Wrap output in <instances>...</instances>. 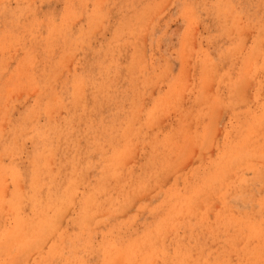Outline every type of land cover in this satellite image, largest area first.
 I'll use <instances>...</instances> for the list:
<instances>
[{"label": "rangeland", "instance_id": "obj_1", "mask_svg": "<svg viewBox=\"0 0 264 264\" xmlns=\"http://www.w3.org/2000/svg\"><path fill=\"white\" fill-rule=\"evenodd\" d=\"M0 106V264H264V0H0Z\"/></svg>", "mask_w": 264, "mask_h": 264}, {"label": "bare ground", "instance_id": "obj_2", "mask_svg": "<svg viewBox=\"0 0 264 264\" xmlns=\"http://www.w3.org/2000/svg\"><path fill=\"white\" fill-rule=\"evenodd\" d=\"M262 14H263V13H262ZM261 17H262V16H261ZM68 80H69V79H68ZM29 84H30V83H29ZM31 87H32V86H31ZM29 88H30V86H29ZM38 90H39V89H38ZM38 90H37V91H38ZM41 90H42V89H41ZM79 91H80V90H79ZM77 92H78V91H77ZM77 92H76V93H77ZM40 93H41V92H40ZM40 93H39V94H40ZM46 93H47V92H46ZM46 93H45V94H46ZM78 93H79V92H78ZM80 93H81V92H80ZM41 94H42V93H41ZM41 94H40V95H41ZM17 95H18V93H17ZM34 96H35V95H34ZM43 96H44V95H43ZM15 98H16V97H15ZM25 98H26V97H25ZM74 98H77V97H74ZM84 98H85V97H84ZM35 99H36V97H35ZM38 99H39V96H38ZM38 99H37V100H38ZM40 100H41V98H40ZM51 100H52V99H51ZM58 100H59V99H58ZM11 101H12V99H11ZM80 101H81V100H80ZM13 102H14V101H13ZM53 102H54V101H52V103H53ZM56 102H57V101H56ZM34 103H35V102H34ZM37 103H38V102H37ZM59 103H62V102L59 101ZM59 103H58V104H59ZM30 104H31V103H30ZM9 105H10V104H9ZM36 105H37V104H36ZM36 105H35V106H36ZM38 105H39V104H38ZM49 106H51V105H49ZM0 107H1V106H0ZM58 107H59V105H58ZM2 108H3V107H2ZM9 108H10V107H9ZM13 108H14V107H13ZM25 108H26V107H25ZM47 108H48V107H47ZM53 108L58 109L57 106H56V107L54 106ZM0 110H1V109H0ZM6 110H7V109H6ZM11 110H12V109H11ZM50 110H52V109L50 108ZM50 110H49V111H50ZM4 111H5V108H4ZM7 111H8V110H7ZM44 111H45V110H44ZM46 111H48V109H46ZM5 112H6V111H5ZM38 112H39V111H38ZM46 113H47V112H46ZM52 113H53V112H52ZM4 114H6V113H4ZM10 114H11V113H9V115H10ZM48 114H49V113H48ZM48 114H47V115H48ZM0 115H1V114H0ZM37 115H38V114H37ZM10 116H11V115H10ZM30 116H31V115H30ZM6 117H7V116H6ZM35 117H36V116H35ZM47 117H48V116H47ZM21 118H22V117H21ZM33 118H34V117H33ZM48 118H51V113H50V117H48ZM3 119H4V117H3ZM25 119H26V118H25ZM4 120H5V119H4ZM46 120H47V119H46ZM7 121H8V120H7ZM9 121H10V120H9ZM11 121H12V120H11ZM66 121H67V120H66ZM22 122H23V120H22ZM25 122H26V121H25ZM12 123H13V122H12ZM29 123H30V122H29ZM34 123H35V122H34ZM4 124H5V123H4ZM13 124H14V123H13ZM37 124H38V123H37ZM7 125H8V122H7ZM25 125H26V124H25ZM25 125H24V126H25ZM55 125H56V124H55ZM0 126H1V125H0ZM14 126H15V125H14ZM26 126H27V125H26ZM51 126H52V125H51ZM51 126H50V128H51ZM57 126H58V125H57ZM97 126H98V125H97ZM102 126H103V125H102ZM3 127H4V126H3ZM20 127H21V126H20ZM33 127H34V126H33ZM11 128H12V127H11ZM38 128H39V127H38ZM55 128H58V127H55ZM1 129H2V128H1ZM23 130H24V128H23ZM49 130H50V129H49ZM2 131H3V130H2ZM20 131H21V130H20ZM25 131H27V130H25ZM36 131H39V130H36ZM55 131H56V130H55ZM57 131H58V130H57ZM10 132H11V131H10ZM33 132H35V131H33ZM58 132H59V131H58ZM14 133H15V132H14ZM19 133H20V132H19ZM22 133H23V132H22ZM54 133H55V132H54ZM45 134H46V133H45ZM47 134H48V132H47ZM52 134H53V133H52ZM0 135H1V134H0ZM18 135H19V134H18ZM38 135H39V134H38ZM53 135H54V134H53ZM7 136H8V135H7ZM55 136H56V135H55ZM14 137H15V136L10 137V138H14ZM22 137H23V136H22ZM28 137H29V136H28ZM28 137H27V138H28ZM57 137H58V136H57ZM57 137H56V138H57ZM23 138H24V137H23ZM45 138L47 139V136H46ZM52 138H53V136H52ZM56 138H55V139H56ZM34 139H35V138H34ZM16 140H17V139H16ZM47 140H48L49 142L52 141L51 139H47ZM12 141H14V144H13V145H16V144H17V142L15 143V139L12 140ZM21 141H22V140H21ZM23 141H24V140H23ZM33 141H34V140H33ZM53 141H54V140H53ZM4 142H5V141H4ZM46 142H47V141H46ZM44 143H45V142H44ZM52 143H53V142H51V145L53 146ZM38 144H39V143H38ZM47 144H48V143H47ZM43 145H44V144H43ZM48 145H49V144H48ZM56 145H58V144L56 143ZM17 146H18V145H17ZM21 146H22V145H21ZM45 146H46V144H45ZM49 146H50V145H49ZM42 147H43V146H42ZM54 147H55V146H54ZM54 147L51 148V146H50L49 149H48V151L51 152V151H50V148H51V150H53V149L56 150V148H57L58 146L55 147V148H54ZM3 148H4V147H3ZM18 148H19V147H18ZM20 148H21V147H20ZM47 148H48V147H47ZM5 149H6V147H5ZM40 149H41V148H40ZM40 149H39V150H40ZM14 150H15V149H14ZM18 150H19V149H18ZM42 150H43V149H42ZM70 150H71V149H70ZM58 151H59V150H58ZM58 151H57V152H58ZM66 151H67V150H66ZM46 152H47V151H46ZM49 152H47V153H49ZM11 153H12V151H11ZM38 153H41V151L38 152ZM42 153H43V152H42ZM42 153H41V154H42ZM54 153H55V151H54ZM54 153L52 152V156H53ZM64 153H65V152H64ZM34 154H35V153H34ZM2 155H3V154H2ZM38 155H39V154H38ZM225 155L227 156V154H225ZM230 155H231V154H229L228 157H229V158H232V157H230ZM7 156H8V154H7ZM13 156H14V154H13ZM44 156H45V155H44ZM52 156H51V159H52ZM0 157H1V156H0ZM4 157H5V156H4ZM30 157H31V156H30ZM32 157H33V156H32ZM35 157H36V156H35ZM63 157H64V156H63ZM78 157H79V156H78ZM38 158H39V157H37V160H38ZM49 158H50V156H49ZM9 159H10V158H9ZM30 159L33 160L32 158H30ZM43 159H44V158H43ZM66 159H67V158H66ZM103 159H104V158H103ZM111 159H112V158H111ZM0 160H2V159H0ZM26 160H28V159H26ZM227 160H228V159H227ZM28 161H29V160H28ZM28 161H27V162H28ZM35 161H36V160H35ZM46 161H47V160H46ZM48 161H49V160H48ZM50 161H52V160H50ZM53 161H54V160H53ZM53 161H52V162H53ZM62 161H63V160H62ZM66 161H67V160H66ZM77 161H78V159H77ZM228 161H230V160H228ZM0 162H1V161H0ZM15 162H16V161H15ZM63 162H64V161H63ZM79 162H80V161H79ZM98 162H99V161H98ZM8 163H9V161H8ZM60 163H61V161L59 162V164H60ZM2 164H4V163H2ZM32 164H33V163H32ZM37 164H38V163H37ZM46 164H47V163H46ZM49 164H50V163H49ZM49 164H48V165H49ZM14 165H15V164H14ZM28 165H29V164H28ZM44 165H45V164H44ZM74 165L76 166V164H74ZM6 166H7V165H6ZM32 166H34V165H32ZM45 166H46V165H45ZM61 166H62V165H61ZM61 166H60V167H61ZM80 166H81V165H80ZM105 166H107V165H105ZM35 167H36V166H35ZM55 167H56V165H55ZM64 167H65V166H64ZM83 167H84V166H83ZM7 168H9V167H7ZM7 168H6V169H7ZM30 168H31V167H30ZM32 168H33V167H32ZM46 168H47V166H46ZM80 168H81V167H80ZM108 168H109V166H108ZM38 169H40V168H37V171H39ZM41 169H43V168H41ZM48 169H49V167H48ZM58 169H60V168H58ZM64 169H65V168H64ZM216 169H217V167H216ZM34 170H35V169H34ZM51 170H52V167H51ZM69 170H70V169H69ZM225 170H226V168H225ZM1 171H2V170H1ZM40 171H41V170H40ZM40 171H39V172H40ZM82 171H83V170H82ZM216 171H217V170H216ZM5 172H6V171H5ZM35 172H36V170H35ZM45 172H46V171H45ZM50 172H51V171H50ZM68 172H69V171H68ZM73 172H74V171H73ZM73 172H71V175H72ZM225 172H226V171H224V173H225ZM0 173H1V172H0ZM2 173H3V172H2ZM9 173H12V172L9 171ZM54 173H55V172H54ZM60 173H61V172H60ZM84 173H85V171H84ZM216 173H217V172H216ZM35 174H36V173H35ZM56 174H57V173H56ZM56 174H55V175H56ZM9 175H10V174H9ZM36 175H37V174H36ZM63 175H64V174H63ZM74 175H75V174H74ZM83 175H84V174H83ZM6 176H7V174H6ZM15 176H16V175H15ZM21 176H22V175H21ZM49 176H50V175H49ZM8 177H9V176H8ZM29 177H30V176H29ZM40 177H41V176H40ZM50 177H51V176H50ZM59 177H60V176H59ZM72 177H73V176H72ZM225 177H226V175H225ZM4 178H5V177H4ZM60 178H62V177H60ZM73 178H74V177H73ZM83 178H84V177H83ZM211 178H213V176H212ZM9 179H10V177H9ZM15 179H16V177H15ZM15 179H13V180H15ZM19 179H20V178H19ZM29 179H30V178H29ZM32 179H33V177H32ZM55 179H56V178H55ZM64 179H65V176H64ZM76 179H77V178H76ZM76 179H75V181L77 182ZM79 179H80V177H79ZM79 179H78V180H79ZM96 179H97V178H96ZM114 179H115V178H114ZM119 179H120V177H119ZM119 179H118V180H119ZM34 180H35V179H34ZM42 180H43V179H42ZM80 180H81V179H80ZM86 180H87V179H86ZM210 180H211V179H210ZM212 180H214V178H213ZM212 180H211V181H212ZM36 181H37V180H36ZM36 181H35V182H36ZM38 181H39V180H38ZM49 181H50V180H49ZM59 181H60V179H59ZM66 181H67V180H66ZM68 181H70V179H69ZM82 181H83V180H82ZM3 182H4V181H3ZM14 182H15V181H14ZM20 182H21V180H20ZM43 182L45 183V181H43ZM52 182H53V181H52ZM78 182H79V181H78ZM103 182H106V181L103 180ZM18 183H19V181H18ZM21 183H22V182H21ZM55 183H56V182H55ZM55 183H54V184H55ZM65 183H66V182H65ZM71 183H72V182H71ZM71 183H70V184H71ZM82 183H83V182H82ZM101 183H102V182H101ZM101 183H100V184H101ZM16 184H17V183H16ZM57 184L59 185V183H57ZM96 184H97V183H96ZM96 184H95V185H96ZM100 184H99V185H100ZM104 184H105V183H104ZM109 184H110V183H109ZM44 185H45V184H44ZM63 185H64V184H63ZM68 185H69V184H68ZM75 185H77V183H76ZM102 185H103V184H102ZM117 185H118V183H117ZM4 186H5V185H4ZM21 186H22V185H21ZM28 186H29V184H28ZM36 186H37V184H36ZM38 186H39V184H38ZM45 186H46V185H45ZM85 186H86V185H85ZM123 186H124V185H123ZM16 187H17V186H16ZM16 187H15V188H16ZM34 187H35V186H34ZM66 187H67V185H66ZM103 187H104V186H103ZM108 187H110V186H108ZM111 187H112V186H111ZM116 187H117V186H116ZM15 188H14V189H15ZM23 188H24V187H23ZM25 188H26V187H25ZM86 188H87V187H86ZM105 188H106V187H105ZM113 188H115V187H113ZM19 189H20V188H18L17 190H19ZM29 189H31V186H30ZM29 189H28V191H29ZM71 189H72V188H71ZM71 189H70V190H71ZM108 189H109V188H108ZM32 190H33V189H32ZM37 190H38V189H37ZM37 190H36V191H37ZM66 190H67V189H66ZM72 190H73V189H72ZM98 190H101V189H98ZM19 191H20V190H19ZM40 191H41V190H40ZM104 191H105V190H104ZM14 192H15V191H14ZM38 192H39V191H37V193H38ZM62 192H63V191H62ZM64 192H65V190H64ZM66 192H67V191H66ZM66 192H65V194H66ZM100 192H101V191H100ZM15 193H16V192H15ZM23 193H26V192H23ZM101 193H102V192H101ZM103 193H104V192H103ZM5 194H6V193H5ZM39 194H41V193H39ZM57 194H58V193H57ZM59 194H60V193H59ZM71 194L73 195V193H71ZM84 194H86V193L84 192ZM96 194H97V192H96ZM96 194H95V195H96ZM13 195H14V194H13ZM16 195H17V194H16ZM16 195H15V197H16ZM72 195H71V196H72ZM90 195H91V194H90ZM90 195H89V196H90ZM95 195L92 194L91 196H94V197H95ZM97 195H98V194H97ZM105 195H106V194H105ZM9 196H10V195H9ZM18 196H20V194H19ZM34 196H35V194H34ZM46 196H47V195H46ZM63 196H64V195H63ZM80 196H81V195H80ZM84 196H85V195H84ZM91 196H90V197H91ZM6 197H7V196H6ZM22 197H24V195H23ZM22 197H21V198H22ZM29 197H30V196H29ZM43 197H44V196H43ZM67 197H68V193H67ZM106 197H107V196H106ZM17 198H18V197H17ZM24 198H25V197H24ZM27 198H28V197H27ZM40 198H41V197H40ZM59 198H60V197H59ZM72 198H73V196H72ZM87 198H88V200H89V197H87ZM95 198H97V197H95ZM37 199H38V198H37ZM37 199H36V200H37ZM85 199H86V198H85ZM93 199H94V198H93ZM93 199H92V200H93ZM11 200H12V198H11ZM14 200H15V199H14ZM18 200H20V198H19ZM44 200H45V199H44ZM61 200H63V199H61ZM65 200H66V199H65ZM69 200H70V199H69ZM4 201H5V200H4ZM75 201H76V200H75ZM86 201H87V200H86ZM86 201H85V202H86ZM93 201H94V200H93ZM99 201H100V200H99ZM5 202H6V201H5ZM5 202H3V203H5ZM35 202H37V201H35ZM57 202H58V201H57ZM61 202H62V201H61ZM90 202H91V200H90ZM90 202L87 201V204L90 203ZM21 203H22V202H21ZM21 203H20V204H21ZM44 203H45V202H44ZM73 203H74V202H73ZM7 204H8V203H7ZM10 204H11V203L8 204V207H9ZM40 204H41V203H40ZM60 204H61V203H60ZM87 204H86V205H87ZM13 205H14V204H13ZM15 205H17V204H15ZM30 205H31V204H30ZM3 206L5 207V205H3ZM22 206H24V205H22ZM41 206H42V205H41ZM61 206H62V205H61ZM76 206H77V205H76ZM88 206H89V205H88ZM4 207H3V208H4ZM12 207H13V206H12ZM15 207H16V206H15ZM1 208H2V207H1ZM76 208H77V207H76ZM43 209H44V207H43ZM57 209H58V208H57ZM1 210H2V209H1ZM39 210H40V209H39ZM173 210H175V209H173ZM41 211H43V210L41 209ZM3 212H4V211H3ZM6 212H7V211H6ZM10 212H11V211H10ZM21 212H22V210H21ZM61 212H62V210H61ZM87 212H88V211H87ZM177 212H179V211H177ZM17 213H18V212H17ZM38 213H39V212H38ZM40 213H41V212H40ZM77 213H78V212H77ZM14 214H15V213H14ZM49 214H51V213H49ZM20 215H21V214H20ZM26 215H27V214H26ZM29 215H31V214H29ZM87 215H88V214H87ZM54 216H55V215H54ZM11 217H12V216H11ZM174 217H175V216H174ZM24 218H25V217H24ZM69 218H70V217H69ZM87 218H88V216H87ZM87 218H86V219H87ZM83 219H84V218H83ZM33 220H34V219H33ZM57 221H58V220H57ZM69 221H70V220H69ZM12 222H13V221H12ZM230 222H231V221H230ZM48 223H49V222H48ZM61 223H62V221H61ZM236 223H237V222H236ZM236 223H235V224H236ZM231 224H232V222H231ZM233 224H234V223H233ZM235 224H234V225H235ZM22 225H23V224H22ZM46 225H47V224H46ZM46 225H45V226H46ZM31 226H32V224H31ZM53 226H54V225H53ZM53 226H49V227H46V228H48V231H49L50 228L53 227ZM43 227H44V226H43ZM54 227H56V225H55ZM242 227H243V226H242ZM46 228H45V229H46ZM225 228H227V225H226V227H224V230H225ZM258 228H259V227H258ZM1 229H3V228H1ZM39 229H40V228H39ZM52 229H54V228H52ZM227 229H228V228H227ZM243 229H244V227H243ZM246 229H248V228H246ZM239 230H240V229H239ZM241 230H242V229H241ZM241 230H240V232H241ZM248 230H250V231H249V233L246 231V232H247L246 235L250 234V232L253 230V228H250V229H248ZM254 230L256 231V229H254ZM254 230H253V235H254V234H259V233H257V232L254 233ZM258 230H259V229H258ZM43 231H44V229H43ZM55 231H56V228H55ZM55 231H54V232H55ZM213 231H214V230H213ZM23 232H24V231H23ZM244 232H245V230H244ZM42 233H43V232H42ZM237 233H238V236L241 237L242 234H241V233L239 234V232H237ZM52 234H54V233H52ZM226 234H227V233H226ZM228 234H229V232H228ZM244 234H245V233H244ZM244 234H243V236H244ZM40 235H41V234H40ZM250 235H251V234H250ZM254 236H256V235H254ZM44 238H45V237H44ZM223 238L225 239V235H224ZM223 238H222V240H223ZM245 238H246V236H245ZM16 239H17V238H16ZM241 239H242V238H241ZM113 240H114V239H113ZM219 240H220V239H219ZM124 241H125V240H124ZM11 242H12V241H11ZM11 242H10V243H11ZM42 242H43V241H42V239H41V242H40V243H42ZM40 243H39V244H40ZM87 243H88V242H87ZM120 243H121V242H120ZM243 243H245V241H244ZM45 244H46V243H45ZM225 244H227V242H226ZM128 245H129V244H128ZM111 246H112V245H111ZM131 246H132V245H131ZM223 246H224V245H223ZM36 247H37V245H36ZM99 247H100V246H99ZM111 248H112V247H111ZM116 248H117V247H116ZM37 249H38V248H37ZM49 249H50V248H49ZM39 250H40V248H39ZM105 250H106V249H105ZM108 250H109V249H108ZM115 250H116V249H115ZM249 250H250V249H249ZM115 252H116V251H115ZM120 252H121V251H120ZM120 252H119V253H120ZM251 252H252V251H251ZM38 253H39V252H38ZM106 253H107V252H106ZM248 255H249V254H248ZM250 255H253V256H254L253 253H251ZM250 255H249V256H250ZM104 256H105V255H104ZM52 257H53V256H52ZM106 258H107V257H106ZM27 259H28V258H27ZM205 260H206V259H205ZM77 262H78V261H77ZM104 262H105V261H104ZM106 262H107V260H106ZM233 262H234V261H233ZM244 262H246V260H245ZM25 263H26V262H25ZM27 263H28V262H27ZM27 263H26V264H27ZM102 263H103V262H102ZM107 263H108V262H107ZM238 263H240V262H236V264H238ZM71 264H72V263H71ZM129 264H130V263H129ZM231 264H232V263H231ZM247 264H248V263H247ZM249 264H250V263H249Z\"/></svg>", "mask_w": 264, "mask_h": 264}]
</instances>
